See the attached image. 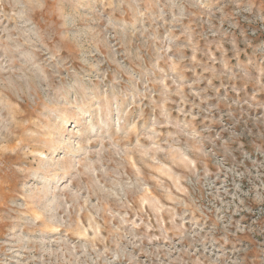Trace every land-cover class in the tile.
Wrapping results in <instances>:
<instances>
[{
    "label": "rangeland",
    "instance_id": "1",
    "mask_svg": "<svg viewBox=\"0 0 264 264\" xmlns=\"http://www.w3.org/2000/svg\"><path fill=\"white\" fill-rule=\"evenodd\" d=\"M0 264H264V0H0Z\"/></svg>",
    "mask_w": 264,
    "mask_h": 264
}]
</instances>
